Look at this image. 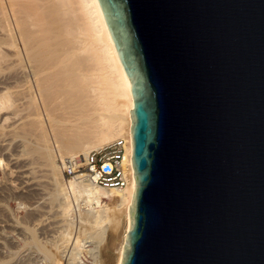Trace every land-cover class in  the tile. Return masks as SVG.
Masks as SVG:
<instances>
[{"label":"water","instance_id":"95a60500","mask_svg":"<svg viewBox=\"0 0 264 264\" xmlns=\"http://www.w3.org/2000/svg\"><path fill=\"white\" fill-rule=\"evenodd\" d=\"M128 78L119 264H264V0H96Z\"/></svg>","mask_w":264,"mask_h":264},{"label":"bare ground","instance_id":"6f19581e","mask_svg":"<svg viewBox=\"0 0 264 264\" xmlns=\"http://www.w3.org/2000/svg\"><path fill=\"white\" fill-rule=\"evenodd\" d=\"M131 105L96 0H0V134L32 138L24 143L31 158L13 171L16 187H0L26 209L21 223L2 219L0 234L10 238L0 247L9 242L11 260L98 264L107 251L119 264L134 184ZM113 143L131 167L123 188L62 176L57 157H85Z\"/></svg>","mask_w":264,"mask_h":264},{"label":"built area","instance_id":"2783aa9c","mask_svg":"<svg viewBox=\"0 0 264 264\" xmlns=\"http://www.w3.org/2000/svg\"><path fill=\"white\" fill-rule=\"evenodd\" d=\"M123 148L119 143L89 151L83 156L56 158V164L65 178H73L102 188L121 189L131 178V167L122 165Z\"/></svg>","mask_w":264,"mask_h":264},{"label":"rangeland","instance_id":"374dc122","mask_svg":"<svg viewBox=\"0 0 264 264\" xmlns=\"http://www.w3.org/2000/svg\"><path fill=\"white\" fill-rule=\"evenodd\" d=\"M11 122H15V120H12ZM8 132H9V130H4L2 132L3 134L2 135L0 134V158L3 159V164L0 165V184H1L0 187L7 185L10 189H13L17 185L16 176H15L16 174L13 171L16 170L15 166L19 167L24 162L28 161L31 158V156H28L26 151H25L26 148L24 147L25 146L24 143H25L26 138H27L26 140H30L32 138L24 137L22 134L13 135L11 133L12 134L11 135L10 132H9V134H8ZM6 134H8V135H6ZM119 143L123 146V142H119ZM14 158H16L17 160H16V163L13 164L12 159H14ZM11 187H13V188H11ZM2 193H4L3 195H6L5 194L6 191L4 192V190H3L2 192H0V206H1L0 207V211H1V213H0V226L5 225L2 222V219L5 220L6 218H7V220H9V223H11L10 221H13L16 223L20 222V221L22 222V219H20V218L23 217V219H24V216L26 215V209L24 208L23 204L20 203L21 200H14L13 201L11 199V197H8L9 194L6 195V197L8 198L7 199V198H5V196H2ZM5 199H7V200H5ZM2 200L3 201L5 200V201L2 202ZM2 206H4V207H2ZM5 211H6V213H5ZM2 216H4V217H2ZM8 229H13V228L9 227ZM9 236L13 237L15 235L13 233H11ZM9 238L10 237H7L5 239L3 237V235L0 234V241H2V242H5ZM6 243L8 244L9 242H6ZM6 243L1 245V247H0V260L2 259L3 261L6 262V264H17L20 261V258H16L13 260L10 259V257H9L10 249H8V245H5ZM4 245L6 247H4ZM19 257H21V256H19ZM113 260H114V258L111 255H109V252H107V251L104 253L102 252V254L100 255V259H99L98 264H114ZM32 264H35V263H32ZM36 264H38V263H36ZM62 264H64V263H62ZM94 264H96V263H94Z\"/></svg>","mask_w":264,"mask_h":264}]
</instances>
